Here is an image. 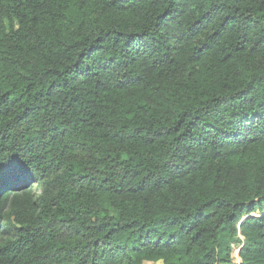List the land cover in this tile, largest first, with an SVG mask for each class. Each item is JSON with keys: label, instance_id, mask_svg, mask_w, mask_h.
I'll list each match as a JSON object with an SVG mask.
<instances>
[{"label": "trees", "instance_id": "16d2710c", "mask_svg": "<svg viewBox=\"0 0 264 264\" xmlns=\"http://www.w3.org/2000/svg\"><path fill=\"white\" fill-rule=\"evenodd\" d=\"M233 246L264 264V0H0V264Z\"/></svg>", "mask_w": 264, "mask_h": 264}, {"label": "rangeland", "instance_id": "374dc122", "mask_svg": "<svg viewBox=\"0 0 264 264\" xmlns=\"http://www.w3.org/2000/svg\"><path fill=\"white\" fill-rule=\"evenodd\" d=\"M253 214H256V212L253 213ZM243 219H244V218H242V220H243ZM239 249H240V247H238V246H233V248H232V262H231L230 264H238V263L240 262V258H239V254H238ZM144 264H160V262H150V261H145Z\"/></svg>", "mask_w": 264, "mask_h": 264}, {"label": "clouds", "instance_id": "9594fccd", "mask_svg": "<svg viewBox=\"0 0 264 264\" xmlns=\"http://www.w3.org/2000/svg\"><path fill=\"white\" fill-rule=\"evenodd\" d=\"M239 263H240V262H239ZM239 263H238V264H239Z\"/></svg>", "mask_w": 264, "mask_h": 264}]
</instances>
